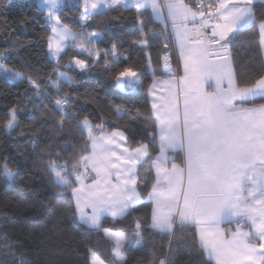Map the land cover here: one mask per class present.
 Listing matches in <instances>:
<instances>
[{"label": "snow or ice", "instance_id": "obj_1", "mask_svg": "<svg viewBox=\"0 0 264 264\" xmlns=\"http://www.w3.org/2000/svg\"><path fill=\"white\" fill-rule=\"evenodd\" d=\"M23 3L31 6L30 0ZM76 5L78 31L62 22L65 0H39L50 30L47 55L55 62V79L44 83L39 76L25 77L6 63L8 50L0 52V76L17 84L27 79L0 119L9 131L19 127L18 113L27 102L34 104L33 122L37 113L41 124L51 121L53 134L41 149L48 155L43 172L54 189L70 191V219L109 244L107 258L85 244L86 264H130L129 251L149 247L151 257L137 264H175L170 257L178 233L190 240L188 264H264V63L258 69L246 66L234 53L243 46L239 38L254 32L256 39L249 43L257 45L264 60V0H76ZM0 7L7 12L21 5L6 0ZM133 8L141 26L133 43L146 55L154 43L165 50L161 74L154 70L146 89L137 71L121 66L117 44L101 50L103 33L87 31L89 21ZM149 19L163 28L145 32ZM70 50L76 51L65 67L86 73L94 65L115 88L146 91L151 110L142 139L132 140L122 130L109 132L103 119L93 122L72 111L78 97L63 92L62 85L75 81L59 71ZM113 107L118 115L126 111L122 104ZM38 147L32 141V148ZM18 176L8 157L0 159V181L15 186ZM144 189H149L146 197ZM148 205L147 221L135 218L130 227H115ZM109 220L111 226H104ZM152 233L169 238L162 255ZM3 247L15 264V249L6 238Z\"/></svg>", "mask_w": 264, "mask_h": 264}, {"label": "trees", "instance_id": "obj_2", "mask_svg": "<svg viewBox=\"0 0 264 264\" xmlns=\"http://www.w3.org/2000/svg\"><path fill=\"white\" fill-rule=\"evenodd\" d=\"M5 2L6 0H0V5ZM65 2L62 22L78 31L80 15L76 0ZM14 3L20 4L21 7L9 9L7 12L0 7V25L6 24V27H0V52L8 50L6 54L9 59L6 63L22 71L25 77L39 76L47 83L50 76L55 79V62L47 55V36L50 30L46 31L45 14L38 7L37 0H30L31 6L24 5L23 0H14ZM163 26L161 22L149 19L144 31L159 32ZM140 30L134 8L111 11L106 16L89 21L87 26L89 33H103L104 39L98 44L101 50L110 49L113 43L118 45L122 54L121 66L132 67L137 71L146 89L151 83L153 71L155 70L157 75L161 74L160 56L165 50L162 43H154L149 46L146 55L139 45L133 43L139 38ZM239 39L243 46L234 50L237 61L258 69L264 62L257 54V45L249 43L256 39V34L245 32ZM75 51L70 50L59 66V71L67 72L75 81L73 84L62 85L63 92L78 97L72 111L78 118L89 116L93 122L103 119L108 131L122 130L132 140L142 139L148 131L145 120L151 110L146 91H121L114 87L113 81L102 68L94 65H90L92 70L86 73H81L74 66L65 67ZM170 51L175 60L173 47ZM81 58H87L86 54ZM26 87L27 79L24 84H17L0 76V118ZM114 104L124 105L126 111L116 114ZM33 106V103L27 102L21 105L18 113L19 127L14 130L5 129L0 119V159L8 157L10 166L19 171L17 185L0 181V264H12L13 260L11 255H6L7 249L3 247L5 238L15 249V264H86L85 244L92 245L107 258L109 244L70 219V191L54 189L49 177L43 172L48 155L41 149L49 142L48 136L52 135L53 131L51 121L41 124L38 113L37 121L33 122L30 112ZM75 135L78 137L79 134ZM32 141L39 145L35 150L32 148ZM58 150H54L53 155ZM146 191L147 189H144V193ZM150 212V205L139 206L115 227H130L135 218L147 221ZM104 226H111L110 220L105 221ZM152 237L157 255H162L168 249L169 238L158 233H152ZM17 241L22 247L16 246ZM128 256L130 264H137L138 260L151 257V247L129 251ZM170 258L174 259L175 264H188L191 255L190 240L186 233H178L172 240Z\"/></svg>", "mask_w": 264, "mask_h": 264}, {"label": "crops", "instance_id": "obj_3", "mask_svg": "<svg viewBox=\"0 0 264 264\" xmlns=\"http://www.w3.org/2000/svg\"><path fill=\"white\" fill-rule=\"evenodd\" d=\"M38 4V3H37ZM160 22V21H159ZM162 23V22H161ZM163 24V23H162ZM173 49H174V53H175V60L173 59V68H176L177 67V64H178V53H177V50H176V48H175V46L173 45ZM263 62H264V60H263ZM148 99H149V103H150V100H151V98L150 97H148ZM150 107H151V105H150ZM178 160H179V158H178ZM149 189H147V191H148ZM147 191H146V193H144L145 194V197H146V195H147ZM150 214H151V212H150ZM225 227H228V225H225Z\"/></svg>", "mask_w": 264, "mask_h": 264}, {"label": "rangeland", "instance_id": "obj_4", "mask_svg": "<svg viewBox=\"0 0 264 264\" xmlns=\"http://www.w3.org/2000/svg\"><path fill=\"white\" fill-rule=\"evenodd\" d=\"M65 1H69V0H65ZM37 3L39 4V0H37ZM45 18H46V16H45ZM110 132V131H109Z\"/></svg>", "mask_w": 264, "mask_h": 264}, {"label": "built area", "instance_id": "obj_5", "mask_svg": "<svg viewBox=\"0 0 264 264\" xmlns=\"http://www.w3.org/2000/svg\"><path fill=\"white\" fill-rule=\"evenodd\" d=\"M173 47V46H172Z\"/></svg>", "mask_w": 264, "mask_h": 264}]
</instances>
